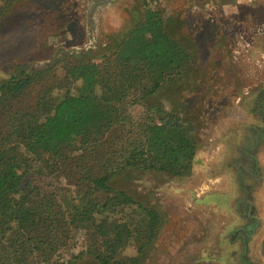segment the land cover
Instances as JSON below:
<instances>
[{
	"label": "trees",
	"instance_id": "16d2710c",
	"mask_svg": "<svg viewBox=\"0 0 264 264\" xmlns=\"http://www.w3.org/2000/svg\"><path fill=\"white\" fill-rule=\"evenodd\" d=\"M155 1L145 0L143 18L127 21L100 53L63 57L44 71L20 65L0 80V264H60L76 233L98 263L139 264L144 237H156L162 219L153 209H143L147 224L135 237L98 223L109 217L114 182L125 172L188 177L193 170L194 123L152 99L188 76L196 43L168 33ZM12 2L0 0V16ZM60 176L76 177L74 192L58 189ZM131 239L138 255L117 258Z\"/></svg>",
	"mask_w": 264,
	"mask_h": 264
},
{
	"label": "rangeland",
	"instance_id": "374dc122",
	"mask_svg": "<svg viewBox=\"0 0 264 264\" xmlns=\"http://www.w3.org/2000/svg\"><path fill=\"white\" fill-rule=\"evenodd\" d=\"M144 1L122 0L115 10L105 5L94 11L95 0H13L0 16V80L20 65L44 71L56 67L63 57L100 53L117 41L127 21L143 18ZM251 1L243 6L238 28L247 40L257 39L260 62L241 65L236 60L228 65L222 59L228 47L222 40L226 31L221 23L226 21L219 5L210 10L206 0L154 2L168 33L187 47L196 43L197 57L188 76L169 84L152 102L169 112L186 113L196 128L197 150L188 177L129 170L115 180L113 207L109 217L100 216L98 223L103 227L108 223L118 237L126 227L135 237L147 224L143 209L157 211L162 219L156 237H144L139 264H264V0ZM232 24L228 32L235 39L237 22ZM61 48L79 51L60 56L52 68L37 67ZM230 80L248 89L243 111L230 109L228 97L237 94L236 88L228 92ZM36 101L32 93L29 102ZM141 111L135 108L131 113L139 118ZM237 113L244 118L242 125L236 124ZM252 136L260 146L252 153L256 162L251 173H243L238 160L243 142ZM75 178L60 176L55 185L72 193ZM70 236L58 263L101 264L87 253L89 240L82 233ZM102 241L98 233L94 247L100 249ZM123 244L117 258L138 255L135 239ZM80 255L81 260L73 259Z\"/></svg>",
	"mask_w": 264,
	"mask_h": 264
},
{
	"label": "crops",
	"instance_id": "0c3cea01",
	"mask_svg": "<svg viewBox=\"0 0 264 264\" xmlns=\"http://www.w3.org/2000/svg\"><path fill=\"white\" fill-rule=\"evenodd\" d=\"M217 1V2H215ZM220 0L218 3V0H206V6L210 7V10L215 7V5H219L221 8V14L224 17V21L222 22V30L226 31V34H222L224 38H222L224 44L228 49L226 50V54L222 55V59L224 60L226 58V63L229 65L230 61L233 63L237 62V64L241 65L244 62H260L258 60L256 54V47H257V39L253 40H247L243 34H241L240 28L238 26L240 25V19L239 15L243 12V6H245L246 3H252L251 0ZM122 0H95L94 4V11L99 10L100 8L104 7L105 5H109V7H114V10L119 8V4ZM208 7V8H209ZM100 12V11H99ZM232 22H237L236 28L238 30L237 37L233 39L229 32L233 28ZM246 27V26H245ZM229 31V32H228ZM245 31V30H244ZM235 42V43H234ZM234 45L236 47H234ZM264 57V55H263ZM232 65V64H231ZM240 66L237 67V71L239 72ZM228 74L234 73V69L231 67L228 69ZM237 79L239 78L236 75ZM236 83V86H235ZM233 82V80H230L228 86V92H233L232 90L236 88V98L235 97H228V102L230 103V109H236L237 111H243L244 110V102L243 98L244 95L247 94L248 89H245L241 86H239V81L236 80V82ZM231 84V86H230ZM234 84V85H233ZM235 86V87H234ZM250 92V91H249ZM235 105V106H234ZM237 125H242L244 122L243 116H239L237 113ZM260 141L258 142V139H255L254 136L250 137V139L245 143L243 142V151H242V159L238 160L239 167H242L243 173H251V168L255 166L256 157L252 155V153L257 152L258 146H260ZM247 171V172H246Z\"/></svg>",
	"mask_w": 264,
	"mask_h": 264
},
{
	"label": "water",
	"instance_id": "95a60500",
	"mask_svg": "<svg viewBox=\"0 0 264 264\" xmlns=\"http://www.w3.org/2000/svg\"><path fill=\"white\" fill-rule=\"evenodd\" d=\"M78 51L79 50H76V49L66 50V49L61 48L54 54V57H53L52 60L39 63L37 65V67L39 69L52 68L58 62L60 56H68V55H70V54H72L74 52H78Z\"/></svg>",
	"mask_w": 264,
	"mask_h": 264
},
{
	"label": "flooded vegetation",
	"instance_id": "af4514ba",
	"mask_svg": "<svg viewBox=\"0 0 264 264\" xmlns=\"http://www.w3.org/2000/svg\"><path fill=\"white\" fill-rule=\"evenodd\" d=\"M262 137H263V140H264V135Z\"/></svg>",
	"mask_w": 264,
	"mask_h": 264
}]
</instances>
